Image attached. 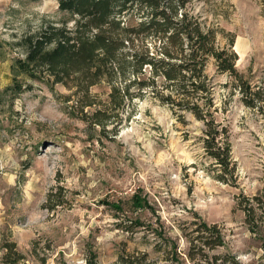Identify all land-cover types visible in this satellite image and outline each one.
<instances>
[{"label":"rangeland","instance_id":"374dc122","mask_svg":"<svg viewBox=\"0 0 264 264\" xmlns=\"http://www.w3.org/2000/svg\"><path fill=\"white\" fill-rule=\"evenodd\" d=\"M189 9L220 48L233 39L237 71L264 89V0H193ZM66 19L55 0H0V264H264V106H243L208 63L236 168L221 183L202 123L150 92L118 112L109 87H93L104 130L43 72L18 75L17 96L5 92L13 60L24 58L20 39Z\"/></svg>","mask_w":264,"mask_h":264},{"label":"trees","instance_id":"16d2710c","mask_svg":"<svg viewBox=\"0 0 264 264\" xmlns=\"http://www.w3.org/2000/svg\"><path fill=\"white\" fill-rule=\"evenodd\" d=\"M55 1L67 19L47 22L20 39L17 46L24 58L13 60V81L4 91L17 96L22 92L18 75L38 79L35 74L45 73L52 84L72 90L65 101L85 117L89 108L91 123L101 130L108 117L103 108L94 107L93 87L105 83L109 101L118 112L150 92L177 117L182 118L177 114L183 110L202 123L200 142L217 172L214 179L232 180L236 168L228 131L215 118V84L206 74L208 63H213L217 74L227 76L223 87H232L230 94H237L243 106L261 111L264 106V89L245 80L235 67L233 39L220 48L217 32L189 9L193 0ZM159 86L166 95L157 91ZM254 200L260 209L258 198ZM137 204L148 207L145 199ZM255 210L251 207L246 215L251 225H255ZM202 228L208 230L206 225Z\"/></svg>","mask_w":264,"mask_h":264}]
</instances>
